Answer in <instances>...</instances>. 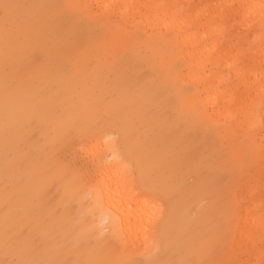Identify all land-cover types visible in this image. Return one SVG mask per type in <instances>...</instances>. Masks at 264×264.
<instances>
[{
	"label": "rangeland",
	"instance_id": "rangeland-1",
	"mask_svg": "<svg viewBox=\"0 0 264 264\" xmlns=\"http://www.w3.org/2000/svg\"><path fill=\"white\" fill-rule=\"evenodd\" d=\"M8 2L25 7L19 10V16L10 25L7 37L3 10L0 9V240L6 242L9 240L6 234L20 231L16 230L17 223L10 219L11 211H22L25 214L23 217L37 216L38 198L35 194L47 186L57 189L64 200L60 207L66 210L64 205L68 201L65 194L71 190L70 186L81 176L92 175L94 171L81 164L86 157L85 143L66 146L60 140L61 119L86 117L93 110L111 108L119 112L122 129L143 130L140 155L155 169L156 179L150 189L158 193L160 199L152 203L164 209L162 212L155 211L151 203H147L149 230L155 232L158 239L149 244L142 242L140 248L151 246L153 251L142 254L139 250L136 255L147 261L156 255L160 260L158 264H198L201 260L208 264H260L264 260V242L253 250H247L243 244L251 236H241L239 231L248 207L252 206L251 215L264 217V126L261 123L264 117V77L253 85L255 116L248 118L249 112L253 111L251 109L240 114L237 108L230 107L231 118L226 117L227 120L214 115L206 107L198 97L197 86L184 76L187 61L172 30L163 26L148 28L145 23L139 22L141 18L137 14L122 16L116 1L107 4L94 0ZM69 4L78 7H38ZM121 5L125 6L124 3ZM109 24L118 29L110 41L97 43L88 39ZM124 35L143 45L145 52L133 53L131 61L123 66H108L104 59L107 48L121 43ZM235 35L239 37L240 33ZM137 37L142 39L137 40ZM78 41L84 42V46L77 49L84 54L79 67L69 77L52 73L50 69L65 59L63 54L73 51ZM256 46L254 43L240 44L246 49V58ZM177 62L181 64V70L171 73L170 79L177 87L191 89L185 103L207 110L206 114L212 116L217 125L213 133L206 134L203 129L188 126L172 131L170 126L155 121L159 106L152 99L148 78H139V65L143 64L152 71L157 66ZM248 63L246 59L243 61L244 65ZM195 72L189 73L193 75ZM237 83L238 79L229 73L219 90ZM30 89H35L37 95L50 96L56 102L67 96L74 106L53 113L59 118L53 125L43 112L26 104L25 96L30 103L35 99L34 94L28 93ZM43 109L48 111L44 106ZM103 134L104 129L101 128L94 136ZM206 135L213 137L210 142H214V148L210 150ZM120 144L126 152L128 140L122 136ZM94 145L96 143L91 144ZM225 145L235 156L233 165L228 168L221 167L213 156V152H224ZM71 155L75 157L74 165L65 160ZM241 156L243 159L239 158ZM184 161L193 162V166H181ZM194 166H198L206 177L196 174L190 177L192 171L199 174ZM185 169L189 170L188 174ZM58 171L63 175L53 177L52 174ZM129 173V170L121 169L112 175L116 176L117 182H121L126 175L130 176ZM217 177L222 181L216 186L213 180ZM193 178L195 181L202 180L200 187L203 191L189 190L187 186ZM89 190V187L80 185L72 198L74 206L68 207L64 213V224L58 226L61 235L58 254L67 256L64 262L67 259L65 263L68 264L75 261L77 264H143L134 256L135 248L125 238L106 239L110 234L117 235V229L101 233L91 228L88 219L92 216L96 199H91L93 203H90L87 197ZM42 193L46 198L48 192ZM174 197L178 200L177 211ZM194 207H198L197 211ZM222 223L223 228H218ZM254 228L264 232L261 222ZM27 239L33 250L36 238ZM156 242L160 243L158 249ZM19 249L23 250L22 245ZM0 264H3V257H0Z\"/></svg>",
	"mask_w": 264,
	"mask_h": 264
},
{
	"label": "bare ground",
	"instance_id": "bare-ground-1",
	"mask_svg": "<svg viewBox=\"0 0 264 264\" xmlns=\"http://www.w3.org/2000/svg\"><path fill=\"white\" fill-rule=\"evenodd\" d=\"M96 3H105L116 1L119 6V12L127 17L129 13L137 14L148 28L163 26L175 33V39L181 46L184 57L187 61L185 77L194 82L198 88V97L212 113L225 119L231 118L230 110L234 107L240 114H244L248 109V118L255 116L254 108L256 103L252 99L253 85L264 77V0H94ZM124 3L123 7L121 4ZM232 6V7H229ZM52 26H55L52 24ZM55 28H59L55 26ZM240 33L239 37L235 35ZM257 44L249 57L246 56V49L241 48L240 44ZM249 61L244 65V60ZM252 63V64H251ZM190 71H196L190 75ZM233 73L238 83L223 91L219 87L227 80L228 74ZM32 82V81H31ZM213 91L215 93L211 94ZM28 93L34 94L33 103L28 101L26 104L33 109L43 112L47 119L55 125L59 118L54 117L53 113L63 112L74 106V102L68 98L54 101L50 96L45 97L37 95L35 89L28 90ZM43 106L48 111L43 109ZM230 107H232L230 109ZM229 120V119H227ZM79 142L85 143L87 148L86 157L81 163L87 170H93L92 175L98 179L93 183H98L102 189L99 201L95 193L88 191L87 197L90 203L91 199H96V204L92 206V216L89 224L97 232L103 233L104 230L111 231L117 229L115 234L106 237L112 240V237H123L130 246L135 249V257L143 264H158L160 261L156 255H153L149 261L144 257H138L136 254H142L153 251L151 246L140 248V244L145 242L153 243L158 237L155 232H150L148 221L147 197L141 194V191L134 185L133 176L126 175L121 182L116 181V176L112 174L125 168L122 166L121 154L124 153L121 144L115 146L110 142L107 135L84 136ZM92 143L96 145L91 146ZM98 146L100 149H98ZM74 155L66 156L65 160L74 165ZM193 166V162L184 161L181 166L185 168ZM199 174L192 171L190 177L194 174L206 177L198 166H194ZM116 169V170H115ZM128 171V170H127ZM180 171V170H179ZM189 172L185 169V173ZM120 174V173H119ZM188 174V173H187ZM214 175L211 176V179ZM222 179L217 177L213 183L217 186ZM127 186V187H126ZM202 180L195 181L187 186L189 190L203 191ZM200 187V188H199ZM54 187L47 186L38 198L36 207L38 211L28 217L20 210L11 211V221L17 223L20 231H15L5 235L9 240L2 242L0 240V257H3V264H11L13 261L30 259L41 262H54V264H68L64 262L67 256L59 255L61 235L58 232V226H63V216L66 210H62L60 204L64 202L60 194ZM255 190V188H253ZM252 191V189H249ZM58 193V194H57ZM175 198V197H174ZM190 202L188 197L184 198ZM160 200L159 198L154 201ZM177 203V199L175 198ZM192 204V203H191ZM67 205V204H66ZM64 205V209L66 208ZM190 205V204H189ZM179 209L176 204L175 211ZM197 211L198 207H194ZM252 206L246 209L247 215L242 221L240 235H250L251 238L243 246L247 250H253L264 242V232L261 233L255 229L263 218L259 215H251ZM15 215H19L14 217ZM114 224H117L114 225ZM147 228V233L144 228ZM152 227V226H151ZM23 230V232L21 231ZM36 238L33 250L28 245L27 237ZM31 236V237H30ZM147 236V238H145ZM155 236V237H154ZM120 239V238H117ZM64 243V239L62 238ZM68 241V240H67ZM137 242V244H136ZM243 242V241H241ZM240 243V242H239ZM23 250L19 249V246ZM160 243L156 242V249ZM121 248V245H119ZM74 261L75 259L72 258ZM74 264H77L76 261Z\"/></svg>",
	"mask_w": 264,
	"mask_h": 264
},
{
	"label": "snow or ice",
	"instance_id": "snow-or-ice-1",
	"mask_svg": "<svg viewBox=\"0 0 264 264\" xmlns=\"http://www.w3.org/2000/svg\"><path fill=\"white\" fill-rule=\"evenodd\" d=\"M24 7L25 6L20 4L10 3L8 0H0V9L3 10V26L6 37L9 34L10 25L13 24L19 16V10ZM38 7L73 8L78 6L69 4L63 6L40 5ZM116 31H118V29L109 24L94 33V35L88 39H94L97 43L110 41L112 34ZM139 39L142 38L137 37V40ZM83 46L84 42L78 41L73 46V51L64 53L65 59L53 66L50 71L65 77L71 76L75 69L79 67V62L84 55L77 51V49ZM145 50L143 45L136 44L130 37L124 35L121 43L107 48L104 59L108 66H123L131 61L133 53L143 54ZM181 67V64L177 62L172 65H160L155 67L152 71H149L143 64L139 65V78H148L151 85L149 91L153 93L152 99L159 106V111L155 114L154 119L158 124L170 126L172 131H176L180 127L188 126L194 127L195 129H203L206 134L213 133L217 125L213 122L214 118L206 114L207 110L201 109L199 105L193 108L185 103V98L191 94V89L177 87L170 79V74L179 72ZM261 123L262 126H264V117L261 118ZM101 128L104 129V134L109 137L110 142L115 146L120 145L122 136L128 140L127 151L121 154L122 166L125 170H131L133 183L141 191V194L148 198L147 203H151V207L155 211L162 212L164 210L162 206L152 203L153 200L159 198L158 193L150 189V185L154 183L156 179L155 169L147 164L140 155L143 130L141 128H134L132 130L122 129L120 126V114L117 110L102 108L91 111L86 117L75 116L70 119L62 118L60 123V140L65 143L66 146H75L79 143V137L94 136L97 130ZM210 141H213V137L206 135V143L209 150L214 148V142ZM213 156L215 157L216 163L224 168L231 167L235 160V156L228 145H225L224 152L219 154L213 152ZM133 157H135V159H133ZM239 158L243 159L242 156ZM52 175L53 177H61L63 174L58 171ZM97 179L95 175L86 174L81 176L76 183L72 184L70 186L71 190L67 191L65 194V199L68 201V204L65 206L66 209L74 206L72 204V198L74 193L80 189V185L89 187L91 192L95 193L98 202L102 194V189L98 183H93L97 181ZM35 195L37 198L41 197L42 191H38ZM223 226L222 223L218 228H223ZM261 227L264 229V219L261 221ZM143 230L147 233L146 227ZM145 238H147V236ZM262 254H264V252H262ZM11 264H54V262L23 259L13 261ZM181 264H197V262H181ZM198 264H208V262L201 260ZM260 264H264V260H262Z\"/></svg>",
	"mask_w": 264,
	"mask_h": 264
}]
</instances>
